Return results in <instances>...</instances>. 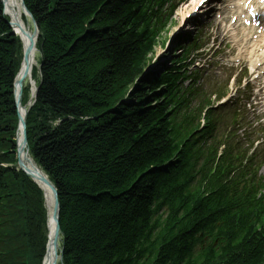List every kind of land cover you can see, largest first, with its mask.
<instances>
[{
  "label": "trees",
  "instance_id": "1",
  "mask_svg": "<svg viewBox=\"0 0 264 264\" xmlns=\"http://www.w3.org/2000/svg\"><path fill=\"white\" fill-rule=\"evenodd\" d=\"M25 5L43 62L27 138L58 190L62 264H264V194L232 203L196 182L177 77L137 84L165 25L152 0ZM21 61L0 2V264H42L47 245L44 194L16 168Z\"/></svg>",
  "mask_w": 264,
  "mask_h": 264
},
{
  "label": "bare ground",
  "instance_id": "2",
  "mask_svg": "<svg viewBox=\"0 0 264 264\" xmlns=\"http://www.w3.org/2000/svg\"><path fill=\"white\" fill-rule=\"evenodd\" d=\"M4 3H5L6 16H8L12 20L13 24L15 25L16 31L20 34V37L23 40L26 50L29 51V54H28L29 61L26 64L27 66L26 75L27 76L25 77L24 81L29 80L32 76L33 68L37 65V51L35 50L32 53L30 52L31 40L34 39L35 35H34V32L30 29L29 25L27 24V22L29 23V17L28 15L25 14L22 8L21 0H4ZM196 3L198 4L199 1H197ZM31 84L33 87V92H35L36 84L35 82H32ZM19 137L22 138L21 131H20ZM22 158H23V163L25 164L27 170L30 173L35 174L36 181L45 190L47 205L50 210V214L52 218L53 210H54V199H53L51 188L46 183H44V179L41 176L42 173L39 172L38 168L32 162V159L29 158L25 152L24 154H22ZM54 228H55V222H54V219L53 220L51 219L50 229H51L52 234H53ZM53 254H54V250L50 246L48 253L46 255V258L44 260V264H53Z\"/></svg>",
  "mask_w": 264,
  "mask_h": 264
},
{
  "label": "water",
  "instance_id": "3",
  "mask_svg": "<svg viewBox=\"0 0 264 264\" xmlns=\"http://www.w3.org/2000/svg\"><path fill=\"white\" fill-rule=\"evenodd\" d=\"M22 6L23 9L31 16V14L27 11L24 2L22 1ZM34 22V21H33ZM35 26L36 23L34 22ZM36 33H37V27H36ZM35 50V40L32 39L31 40V47H30V52L32 53ZM28 54L29 51L27 50L25 53V68H24V72L17 78L16 80V84L19 88V92H18V108L20 109L21 107V94H22V86H23V80L24 78L27 76L26 74V69L27 66L26 64L28 63ZM20 124L23 130V143H22V147L19 148V162L18 165L20 167L21 170L25 171L28 176H31L33 179H35V174L30 173L25 164L23 163V160L20 157L21 152L23 151V149L27 146V139H26V116L24 118L21 117L20 115ZM43 177V176H42ZM44 179V183H46L48 186H50L52 194H53V199H54V210H53V215H52V220L54 219L55 222V228L53 231V238H50V242H49V246H48V250L50 248V246L52 247V249L54 250V254H53V264H57L58 263V242L60 240V231H61V227H60V203H59V195H58V191L56 189V187L49 181V179L47 177H43Z\"/></svg>",
  "mask_w": 264,
  "mask_h": 264
},
{
  "label": "rangeland",
  "instance_id": "4",
  "mask_svg": "<svg viewBox=\"0 0 264 264\" xmlns=\"http://www.w3.org/2000/svg\"><path fill=\"white\" fill-rule=\"evenodd\" d=\"M211 6L214 7V6H216V4L213 3ZM26 22H27V20H26ZM178 23H179V20L178 21H175L172 24V26L166 31V33L161 36V39L159 41V45L156 47L155 52H154L153 57H152V62L157 59V61L155 62L156 66H157V64H159L163 60V59H161V61H160V59H158V58L160 56H164V55L167 54L166 51H164L163 49H161V47L163 45V42H166L167 39H173L174 38V36H175V29L177 28ZM27 24L29 25L30 29L33 30V24H32V22L29 21V23L27 22ZM212 24L215 27L216 37L218 38V40H220V38L223 36V32H224V28H221L223 25H222V23H217L216 21H213ZM37 59H38V63H39V54L38 53H37ZM38 65H36L37 68H39ZM27 86L29 87L30 90L32 89V86L30 84H28Z\"/></svg>",
  "mask_w": 264,
  "mask_h": 264
},
{
  "label": "snow or ice",
  "instance_id": "5",
  "mask_svg": "<svg viewBox=\"0 0 264 264\" xmlns=\"http://www.w3.org/2000/svg\"><path fill=\"white\" fill-rule=\"evenodd\" d=\"M261 3H264V0H261ZM253 16H255V12L253 11Z\"/></svg>",
  "mask_w": 264,
  "mask_h": 264
}]
</instances>
